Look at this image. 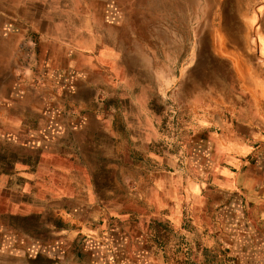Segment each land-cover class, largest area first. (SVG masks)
<instances>
[{"label":"rangeland","instance_id":"rangeland-1","mask_svg":"<svg viewBox=\"0 0 264 264\" xmlns=\"http://www.w3.org/2000/svg\"><path fill=\"white\" fill-rule=\"evenodd\" d=\"M49 12L77 56L10 36ZM54 252L264 264V0H0V264Z\"/></svg>","mask_w":264,"mask_h":264},{"label":"crops","instance_id":"crops-1","mask_svg":"<svg viewBox=\"0 0 264 264\" xmlns=\"http://www.w3.org/2000/svg\"><path fill=\"white\" fill-rule=\"evenodd\" d=\"M33 11V9H32ZM8 14V16L10 15H13L10 14V13H6ZM51 16H50V15ZM49 14L47 15H44L43 18H41V16H39L38 14L36 16H30L29 18H32V19H27L26 21L21 19L19 21H24V25H25V28L22 29H15L14 27V31L11 32L10 36H14L13 34H15V36H20L22 35L23 31H24V34L27 35L28 37H24L23 39V42L26 44L27 47H29L31 49H36V45L39 43V45H54L55 43H59V44H62V45H65V44H73V40L71 39H63V36L67 33V31L69 30L68 28L64 27L62 25V23H56L55 21V17H54V13L52 14V12H49ZM90 18L86 19L88 22L87 23H90L91 24V19H92V15L89 16ZM24 18V17H22ZM44 24V25H42ZM51 24L52 27H49L48 26ZM74 32L72 33L74 36H88L89 39L92 41L94 39H96L95 37V34L91 28V25L90 26H87L85 27V29H74L73 30ZM22 32V33H21ZM33 36H34V39H33ZM95 37V38H94ZM77 39V38H75ZM71 40V41H70ZM75 42H77V40H74V45H73V49H70V53H71V58H73V55H78V51L76 50L77 47H76V44ZM90 47L93 48L92 45H89ZM51 52L52 50L49 49L48 50V55H47V61L48 60H51ZM102 52V47L98 46V44H96L95 46V56L94 57L93 55H90V56H86L87 57V60H84L85 62L81 61V60H78L77 61V57L73 60H71L69 62V66L70 67H76L80 64H84L87 66V71H86V75H85V84L87 85V87H90V88H93L94 89H99V86H101V82L99 85H95L94 83L91 82L90 80V76L93 74L92 71H98V70H101L103 68H105V66H107V62L106 60L103 58L102 54H100ZM100 55V56H99ZM102 90L98 91V93L101 94ZM99 94V95H100ZM96 117V116H95ZM94 118V117H93ZM96 119V118H94ZM78 128L76 127V130ZM103 133L106 135V131H103ZM161 165V163H160ZM99 207V206H98ZM100 208H103L102 206H100ZM95 242V241H94ZM96 243V242H95ZM39 250V249H38ZM38 252V251H37ZM58 253V252H57ZM52 257L57 259L58 261H55L53 260V264H60L61 262V257L58 256L57 254L55 255V252L52 253ZM77 257H75L76 259ZM21 264H26V263H21ZM28 264V263H27ZM35 264V263H34ZM38 264V263H36ZM74 264H83L78 258L77 260L75 261L74 260Z\"/></svg>","mask_w":264,"mask_h":264}]
</instances>
